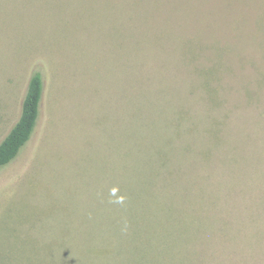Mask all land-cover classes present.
I'll use <instances>...</instances> for the list:
<instances>
[{
	"label": "rangeland",
	"instance_id": "obj_1",
	"mask_svg": "<svg viewBox=\"0 0 264 264\" xmlns=\"http://www.w3.org/2000/svg\"><path fill=\"white\" fill-rule=\"evenodd\" d=\"M0 264H264V0H0Z\"/></svg>",
	"mask_w": 264,
	"mask_h": 264
},
{
	"label": "trees",
	"instance_id": "obj_2",
	"mask_svg": "<svg viewBox=\"0 0 264 264\" xmlns=\"http://www.w3.org/2000/svg\"><path fill=\"white\" fill-rule=\"evenodd\" d=\"M43 92V75L36 70L29 80L19 119L0 142V169L13 161L30 140L39 118Z\"/></svg>",
	"mask_w": 264,
	"mask_h": 264
}]
</instances>
